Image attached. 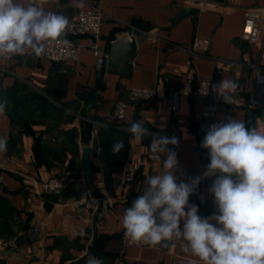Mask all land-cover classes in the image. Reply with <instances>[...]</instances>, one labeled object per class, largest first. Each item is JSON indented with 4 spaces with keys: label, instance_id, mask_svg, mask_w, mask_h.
<instances>
[{
    "label": "crops",
    "instance_id": "crops-1",
    "mask_svg": "<svg viewBox=\"0 0 264 264\" xmlns=\"http://www.w3.org/2000/svg\"><path fill=\"white\" fill-rule=\"evenodd\" d=\"M215 9L186 5L182 0H45L46 10L72 20L90 5L101 6L105 18L99 42L100 56L88 47L86 37L73 36L83 50L79 61L54 62L45 56H13L9 63L0 60V137L7 139V151L0 153V196L13 209L9 220L15 243L0 250L1 264H86L89 255L103 264H192L182 242L161 248L130 247L120 255L124 210L143 193L145 178L159 174L160 160L149 145L158 136H176L180 179L202 175L209 156L201 142L209 125L203 112L206 101L186 96L177 114L169 110V98L193 80H236L240 89L233 103L223 99L212 124L228 118L242 120L247 127L264 131V99L256 95L253 67H264V35L260 41L242 38L245 13L258 9L264 0H207ZM133 35L138 50L133 61L120 69L107 71L98 102L90 108L89 92L96 81V63L109 57L112 45ZM197 38L209 41L205 56H195ZM232 63V64H229ZM154 88L153 103L129 104L125 118L111 121L119 101L129 102L133 88ZM213 102V101H211ZM142 122L148 129L142 141L128 131L131 123ZM122 140L124 147L114 153L113 145ZM93 148L91 188L102 198L96 211L73 204L74 192L68 181L60 193L39 194L23 183L28 176L39 181L45 175L62 178L84 175L83 150ZM136 159L142 166L134 181L121 178L123 164ZM215 177L205 178L199 192L189 202L199 206V214L212 215L216 209L208 192ZM39 225L35 242L27 230ZM21 226V228H20ZM182 226V225H181Z\"/></svg>",
    "mask_w": 264,
    "mask_h": 264
},
{
    "label": "clouds",
    "instance_id": "clouds-1",
    "mask_svg": "<svg viewBox=\"0 0 264 264\" xmlns=\"http://www.w3.org/2000/svg\"><path fill=\"white\" fill-rule=\"evenodd\" d=\"M45 0H0V57L45 53L48 41L66 35L69 19L46 10ZM84 7V0H75ZM240 89L236 80L224 79L213 86L226 103H233ZM6 101H0V113ZM128 131L137 141L148 135L142 122L131 123ZM176 136L153 137L150 151L163 159L159 174L145 178L146 187L122 216L126 239L148 246H172L182 242L192 264H264V131L247 127L242 120L228 118L208 127L201 142L209 163L202 175L180 179ZM124 147L113 145L114 153ZM7 151V139L0 137V153ZM215 177L208 188L216 211L199 214L189 202L205 178ZM182 225V226H181ZM86 264H103L89 255Z\"/></svg>",
    "mask_w": 264,
    "mask_h": 264
},
{
    "label": "built area",
    "instance_id": "built-area-1",
    "mask_svg": "<svg viewBox=\"0 0 264 264\" xmlns=\"http://www.w3.org/2000/svg\"><path fill=\"white\" fill-rule=\"evenodd\" d=\"M186 5L198 6L204 9H215L217 5L207 0H182ZM105 14L101 6L90 5L88 9L80 11L76 17L69 20V25L66 29V35L55 41H48L45 45V56L47 59L54 62L79 61L83 46L73 38L86 37L88 39L87 47L96 55L100 56L99 42L102 35V25ZM264 35L263 13L258 9H249L245 13V20L242 28V38L247 41H260ZM210 43L204 38H197L194 42L193 53L195 56H205L209 51ZM13 57H0L3 63H9ZM232 64V63H229ZM253 74L256 81V95L260 99H264V67H253ZM157 91L154 88H133L130 92L129 102L119 101L110 115V120L121 121L125 118L126 109L129 104L139 102L153 103L157 99ZM194 95L196 98L206 101L203 117L209 123L203 128L206 133L208 127L212 125V120L217 113L216 102L222 98L213 90L211 80L199 79L196 87L193 89V80H190L183 89L175 91L169 98V110L173 114H177L181 109V102L186 96ZM213 101V102H211ZM149 157L154 160H159L156 154H150ZM142 166V160L136 159L123 164L120 178L126 183H132ZM23 183L29 188L36 190L39 194L55 193L64 187V182L68 180L72 184L74 198L73 204L79 207H84L91 211H96L102 204V198L95 196L90 186L86 182L83 175L77 177L62 178L54 175H45L44 179H37L24 176ZM199 192V186L194 194ZM39 230V225H35L27 230V236L31 243L36 240V233ZM180 242L174 240L172 244ZM15 239L5 241L0 239V249L12 247ZM120 255L123 256L126 250L130 247L138 248H161L162 246H148L143 243H134L130 239H126L124 231L120 236Z\"/></svg>",
    "mask_w": 264,
    "mask_h": 264
},
{
    "label": "water",
    "instance_id": "water-1",
    "mask_svg": "<svg viewBox=\"0 0 264 264\" xmlns=\"http://www.w3.org/2000/svg\"><path fill=\"white\" fill-rule=\"evenodd\" d=\"M138 50V43L135 36L130 35L115 42L111 47V52L109 57H101L96 63V81L94 87L89 92V97L91 100L90 108H93L98 102V93L102 90L104 86V78L106 72L114 71L120 69L126 62L133 61L136 57ZM94 151L93 148L86 147L83 150V166H84V178L88 185L92 188V162L91 153ZM73 177H77L74 175ZM68 180L64 182L67 184ZM61 190L57 191L60 193Z\"/></svg>",
    "mask_w": 264,
    "mask_h": 264
},
{
    "label": "rangeland",
    "instance_id": "rangeland-1",
    "mask_svg": "<svg viewBox=\"0 0 264 264\" xmlns=\"http://www.w3.org/2000/svg\"><path fill=\"white\" fill-rule=\"evenodd\" d=\"M10 226H12V225L9 222H3L2 223V225L0 227V239H4L5 241H9V242H11V240H14V235L16 234V231L19 230V225L14 229L15 232L11 231ZM20 228H21V226H20ZM7 248H10V247H7ZM2 249H5V248H2Z\"/></svg>",
    "mask_w": 264,
    "mask_h": 264
},
{
    "label": "trees",
    "instance_id": "trees-1",
    "mask_svg": "<svg viewBox=\"0 0 264 264\" xmlns=\"http://www.w3.org/2000/svg\"><path fill=\"white\" fill-rule=\"evenodd\" d=\"M13 209H11L8 205L6 200L0 196V219H6V221L9 220V217L12 216V211ZM2 225V222H0V227Z\"/></svg>",
    "mask_w": 264,
    "mask_h": 264
}]
</instances>
